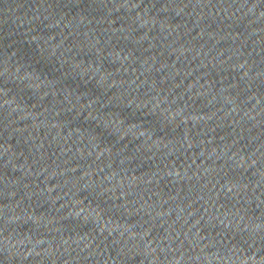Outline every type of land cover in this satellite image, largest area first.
I'll list each match as a JSON object with an SVG mask.
<instances>
[{"label": "water", "instance_id": "obj_1", "mask_svg": "<svg viewBox=\"0 0 264 264\" xmlns=\"http://www.w3.org/2000/svg\"><path fill=\"white\" fill-rule=\"evenodd\" d=\"M0 264H264V0H0Z\"/></svg>", "mask_w": 264, "mask_h": 264}]
</instances>
